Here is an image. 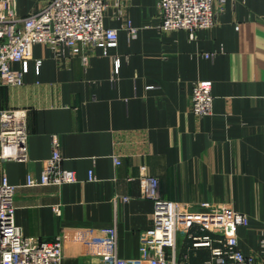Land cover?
<instances>
[{
    "label": "crops",
    "instance_id": "0c3cea01",
    "mask_svg": "<svg viewBox=\"0 0 264 264\" xmlns=\"http://www.w3.org/2000/svg\"><path fill=\"white\" fill-rule=\"evenodd\" d=\"M47 2L17 0L18 14ZM213 8L215 24L190 37L159 30L156 0H108L104 26L118 38L107 55L96 46L65 59L35 44L31 60L12 65L22 84L0 86V110L26 111L27 159L1 169L15 187L21 234L60 236L61 264H148L139 235L153 226L154 203L141 193V176L156 177L161 198L181 210L245 214L238 247L264 264V0H213ZM204 79L212 112L197 117L191 87ZM53 135L76 182L39 183ZM28 176L37 184L27 186ZM191 245L177 235V264L207 259V248Z\"/></svg>",
    "mask_w": 264,
    "mask_h": 264
},
{
    "label": "built area",
    "instance_id": "2783aa9c",
    "mask_svg": "<svg viewBox=\"0 0 264 264\" xmlns=\"http://www.w3.org/2000/svg\"><path fill=\"white\" fill-rule=\"evenodd\" d=\"M115 6L118 0H113ZM224 2V0H220ZM108 0H48L37 12L18 14L17 0H0V86H20L22 73L12 65L32 59V47L42 44L57 57L69 58L81 50L102 47L103 55L117 42V30L104 26V12ZM161 16L159 30H185L194 36L198 30L215 24L213 0H156ZM129 37L135 29L128 25ZM88 61L82 56L83 64ZM39 63L40 61H36ZM118 70L114 61V72ZM212 82H193L190 109L202 117L212 112ZM27 159L26 111L0 110V264H61L62 242L60 236L51 242L38 241L21 234L14 220L15 187L8 183L1 169L5 161ZM60 141L51 138V154L44 161L40 184H66L76 182L73 171L62 168ZM118 164V161L115 160ZM87 180L94 181L92 170ZM141 193L154 203L153 226L139 235L140 257L148 264H177L176 238L178 234L192 242V248H207L209 255L202 264H257L238 247L235 229L246 226L245 214L222 210H181L178 204L163 200L159 182L154 176L139 178ZM27 186L37 182L27 177ZM127 201V197H122ZM211 235V236H210ZM88 264H117L114 258L90 260Z\"/></svg>",
    "mask_w": 264,
    "mask_h": 264
}]
</instances>
